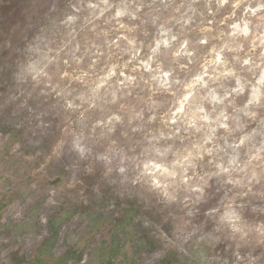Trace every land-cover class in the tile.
Here are the masks:
<instances>
[{
  "label": "clouds",
  "instance_id": "9594fccd",
  "mask_svg": "<svg viewBox=\"0 0 264 264\" xmlns=\"http://www.w3.org/2000/svg\"><path fill=\"white\" fill-rule=\"evenodd\" d=\"M32 8L16 58L0 65V120L25 129L37 149L25 155L18 141L10 154L40 160L12 219H24L36 192L46 197V228L65 189L93 179L98 201L112 190L159 209L180 255L193 244L200 264H264V0H32ZM66 160L64 183L41 189ZM88 192L85 184L78 204L91 203ZM221 244L230 255L210 256ZM142 255L143 264L161 258Z\"/></svg>",
  "mask_w": 264,
  "mask_h": 264
},
{
  "label": "rangeland",
  "instance_id": "374dc122",
  "mask_svg": "<svg viewBox=\"0 0 264 264\" xmlns=\"http://www.w3.org/2000/svg\"><path fill=\"white\" fill-rule=\"evenodd\" d=\"M32 12V0H0V65L16 58L14 50L22 47V34L27 30L25 18ZM17 22L20 28L10 33L9 29ZM6 39L12 42L11 50L3 49ZM4 79L6 76L0 77V85ZM13 124L6 125L0 120V264H85V256L86 264H143L142 254L154 250H159L161 258L153 264H200L193 244L186 246L189 256L179 254L181 241L172 240L170 226L163 223L159 209L117 199L112 190H105L102 201H98L92 198L93 179L79 182L75 191L65 189L57 198L61 206L52 212L46 228L39 223L40 215H49L43 208L46 197L36 192L27 194L33 203L26 205L24 219L14 221L12 217L18 207L15 202L26 204L22 189L32 182L31 170L40 160L29 164L10 154L12 145L18 141L25 155L37 151L28 146L25 129L17 131ZM56 134L52 132L42 147L46 149ZM28 136L34 139L31 133ZM66 162L55 165L56 172L40 181L41 189L64 183L68 173L62 165ZM80 176L83 177L82 171ZM85 184L89 188L87 195L92 198L88 205L77 203L80 200L77 193ZM224 247L221 244L209 255H230Z\"/></svg>",
  "mask_w": 264,
  "mask_h": 264
}]
</instances>
